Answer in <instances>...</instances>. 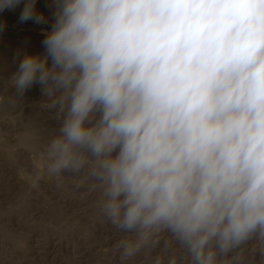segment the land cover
Masks as SVG:
<instances>
[{"label":"clouds","instance_id":"9594fccd","mask_svg":"<svg viewBox=\"0 0 264 264\" xmlns=\"http://www.w3.org/2000/svg\"><path fill=\"white\" fill-rule=\"evenodd\" d=\"M22 2L45 23L36 0L0 13ZM50 7L43 54L9 77L56 110L34 183L87 185L119 264H264V0Z\"/></svg>","mask_w":264,"mask_h":264},{"label":"rangeland","instance_id":"374dc122","mask_svg":"<svg viewBox=\"0 0 264 264\" xmlns=\"http://www.w3.org/2000/svg\"><path fill=\"white\" fill-rule=\"evenodd\" d=\"M51 2L36 0L37 12L45 18L42 24L19 20L23 2L0 13V22L6 25L0 32L6 46L0 49V264H119L112 244L120 233L103 219L87 185L73 192L71 178L47 175L34 183L44 167L42 145L58 126L56 110L44 107L40 86L25 93L22 106L38 109L35 134L25 132L32 114L22 120L20 107L3 112L6 99L14 97L9 77L19 63L9 45L43 54L44 33L53 23ZM30 38L39 41L33 49ZM31 140L38 141L36 151L29 147ZM141 261L147 264L143 258L137 264Z\"/></svg>","mask_w":264,"mask_h":264},{"label":"bare ground","instance_id":"6f19581e","mask_svg":"<svg viewBox=\"0 0 264 264\" xmlns=\"http://www.w3.org/2000/svg\"><path fill=\"white\" fill-rule=\"evenodd\" d=\"M39 42V41H38ZM38 42H37V40L36 39H32V38H30V44H31V47H32V49L33 48H35L36 46H37V44H38ZM6 46H5V44H3L2 42H1V40H0V49H3V48H5ZM9 47H14L15 48V50H16V52L17 51H20L22 54L23 53H25L26 51H25V47H23V46H21V45H19V44H11V45H9ZM7 50V49H6ZM27 50V49H26ZM30 51V50H29ZM28 52V51H27ZM8 93H9V91H7ZM11 92V91H10ZM10 94V93H9ZM8 95V94H7ZM25 95V94H24ZM7 97V96H6ZM11 97H12V95H11ZM7 98L6 100V102L4 103V107H5V109H4V111L3 112H9V111H11L12 109H14V108H18V107H20V111L22 112H20L21 114H22V116H20V118L23 120L24 118H26L27 116H29L30 114H32V116L34 117V118H31L30 119V122L25 126V132H31V133H33V134H35V122L37 121V119H36V115H37V113H36V111H38V109H37V107H36V105H32V106H30V107H27V108H24V107H22L23 106V104L25 103H23V101H25V96L22 98V99H20V98H18V97H12V98ZM29 100V99H28ZM27 100V101H28ZM26 101V102H27ZM34 101H36V100H34L33 99V101H31V102H34ZM30 102V103H31ZM24 131V130H23ZM37 145H38V141L37 140H31V141H29V147L31 148V150L32 151H36V149H37ZM72 186H73V192H77V191H80V190H83V187L82 188H80V189H77V188H75V184L73 183L72 184Z\"/></svg>","mask_w":264,"mask_h":264}]
</instances>
